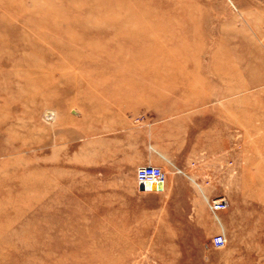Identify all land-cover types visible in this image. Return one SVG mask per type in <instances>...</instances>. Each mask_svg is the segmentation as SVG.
Returning <instances> with one entry per match:
<instances>
[{
    "label": "rangeland",
    "instance_id": "rangeland-1",
    "mask_svg": "<svg viewBox=\"0 0 264 264\" xmlns=\"http://www.w3.org/2000/svg\"><path fill=\"white\" fill-rule=\"evenodd\" d=\"M0 264H264V0H0Z\"/></svg>",
    "mask_w": 264,
    "mask_h": 264
},
{
    "label": "built area",
    "instance_id": "built-area-1",
    "mask_svg": "<svg viewBox=\"0 0 264 264\" xmlns=\"http://www.w3.org/2000/svg\"><path fill=\"white\" fill-rule=\"evenodd\" d=\"M136 182L139 186L141 183H165L167 182L166 174L163 169L159 166L153 165L151 163L141 166L136 172ZM211 212L214 214L218 220V214L226 211L229 208V203L226 199H219L209 201ZM227 239L224 235L219 234L212 238V246L215 249L225 248Z\"/></svg>",
    "mask_w": 264,
    "mask_h": 264
},
{
    "label": "water",
    "instance_id": "water-1",
    "mask_svg": "<svg viewBox=\"0 0 264 264\" xmlns=\"http://www.w3.org/2000/svg\"><path fill=\"white\" fill-rule=\"evenodd\" d=\"M164 183H141L139 184V190L142 192H164Z\"/></svg>",
    "mask_w": 264,
    "mask_h": 264
},
{
    "label": "crops",
    "instance_id": "crops-1",
    "mask_svg": "<svg viewBox=\"0 0 264 264\" xmlns=\"http://www.w3.org/2000/svg\"><path fill=\"white\" fill-rule=\"evenodd\" d=\"M166 187H167V185H165V189H164V191L166 190ZM161 193H163V192H147V191L142 192V191L139 190V186H138V184H137L136 189H135V191L132 193V195H134V196H138V197H144L145 199H147V198H156V197H160Z\"/></svg>",
    "mask_w": 264,
    "mask_h": 264
},
{
    "label": "bare ground",
    "instance_id": "bare-ground-1",
    "mask_svg": "<svg viewBox=\"0 0 264 264\" xmlns=\"http://www.w3.org/2000/svg\"><path fill=\"white\" fill-rule=\"evenodd\" d=\"M47 119H51V117H49V114L46 116ZM167 182L164 183V185H166Z\"/></svg>",
    "mask_w": 264,
    "mask_h": 264
}]
</instances>
